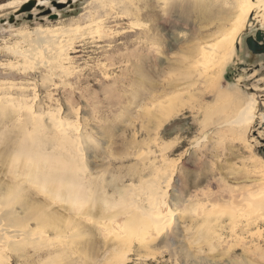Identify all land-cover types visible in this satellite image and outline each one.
Here are the masks:
<instances>
[{
  "label": "rangeland",
  "instance_id": "374dc122",
  "mask_svg": "<svg viewBox=\"0 0 264 264\" xmlns=\"http://www.w3.org/2000/svg\"><path fill=\"white\" fill-rule=\"evenodd\" d=\"M20 1L0 0V98L8 84L24 89L9 95L18 109L0 113V188L23 185L25 192L15 207L25 220L34 213L42 221L27 220L37 234L6 251V264H264V218L250 202L251 207L245 202L235 208L220 202L204 214L198 203L184 201L189 194L210 192V204L215 205L217 197L230 191L238 194L260 184L264 189V58L250 57L244 46L248 33L264 28L263 13L249 18L234 51H226L228 62L218 84L211 86L218 72H204L212 70L214 52H200L233 29L238 0H48L17 15L25 4ZM61 28L80 30L64 38L68 57L61 60L39 52L35 36L27 39L38 29ZM178 33L186 40L174 41ZM19 49L38 52V61L15 55ZM185 76L189 79L176 91L162 95L164 85ZM180 95V113L173 111L158 124L167 101ZM237 99L258 105L256 121L246 133L242 126L231 127ZM221 104L224 109L218 108ZM47 113L79 137V161L89 168L80 175L91 183L90 195L107 196L119 205L135 201L148 213L154 212L149 197L162 196L158 209L172 214L167 229L156 235L127 226L136 210L125 214V202L117 206L123 214L112 227L111 209L77 213L68 201L28 184L25 167L33 163L16 165L13 157L30 135L34 141L50 142L48 120L38 118ZM30 114L43 122L27 121ZM40 124L48 131L46 137L35 135ZM47 164L36 171L46 170Z\"/></svg>",
  "mask_w": 264,
  "mask_h": 264
},
{
  "label": "bare ground",
  "instance_id": "6f19581e",
  "mask_svg": "<svg viewBox=\"0 0 264 264\" xmlns=\"http://www.w3.org/2000/svg\"><path fill=\"white\" fill-rule=\"evenodd\" d=\"M32 1H34L35 3L37 2L36 6H38V7H41V6H44L45 4H48V0H21L19 3L27 4V3L32 2ZM52 1H54V0H52ZM62 2H64V0ZM54 3H56V2H54ZM236 4L238 5L237 6L238 13H237L236 20L234 22L233 29H231V31L228 33L227 37L223 38L215 46L205 47L202 49V52H200L202 54H205V53L209 54L211 52H214V57H213L214 58V65H212V66L210 65L213 68L210 72L209 71L204 72L205 75L207 74L206 76H209L208 73H211L214 69H216V72H218L216 74V76L213 78V81H211V86H214V85L216 86L218 84V81H219L218 74H219L220 70L223 69V67L228 62V59H226V56H225L226 51H227V49H231L232 51H234L235 43H237L236 39H237L238 35L241 33V31L244 29V27L246 26V23L248 22L249 18L255 12L256 13L261 12V13H263V15L261 16V19H262V22H264V0H238L236 2ZM256 13H255V15H256ZM93 28H94V26H93ZM79 31L80 30H78L76 28L75 29H63V28H61V29H54V30L38 29L34 33L28 34L27 39H31L32 36H35L36 39L34 38L33 42H35L36 44L39 45L40 50H41L39 52L42 53V51H43L45 54H47L48 58L61 60V59H64L66 56L68 57L67 52H68V45L69 44L67 43V46H66L65 43L67 40L65 41L64 38H71L75 32H79ZM62 39H64V41ZM184 40H186L185 34H183V33H178L176 35L174 34V41L182 42ZM26 41H28V40H26ZM32 45L33 44H31V46ZM31 49H33V47ZM23 50L19 49L18 53H15V55L18 54L23 59H26V58L31 59L32 57L33 58L35 57L34 56L35 54H38V52H34V55H33L32 51H31V53H32L31 54L30 51H27V50L23 51ZM15 51H17V50H15ZM13 52H14V50H13ZM40 56H44V55H40ZM205 56H206V54H205ZM36 57H35V59L37 60ZM40 58H42V57H40ZM201 60H204V59H197L196 61L203 62ZM196 61L194 63H197ZM55 62L56 61H54L53 63H55ZM57 62H58V60H57ZM39 64L40 63H38V65ZM59 64H60V62H59ZM58 65H57V67H58ZM31 67H29V68L31 69ZM198 68H199V66H198ZM20 70H21V68H20ZM185 77H187V76H185ZM187 79H189V77L182 79L180 81H171V82L167 83L166 85H164L162 87V89H163L162 95L166 92L173 93L180 86V82L185 81ZM4 90H6V95H5V97L2 96L3 98H0V113L1 112H9V111H11L12 107H17L18 105L17 106L15 105L16 102H14L15 104L13 103V101L9 95H10V93H12V91H17V90L22 91L24 89H20L17 85H14V84H8L4 87ZM0 92H2V91H0ZM17 93H19V92H17ZM18 97L19 96H17V99H18ZM218 97H219L218 100L220 101L222 99L221 95H218ZM150 99H152V98H150ZM182 99H183V96L180 95L178 97L170 98L167 101L168 104L163 107V112H162L161 116L159 117V120H158L159 123L158 124H161V123L165 122L166 120H168L171 117L170 115L173 111H178L177 114L180 113L178 108L183 107ZM22 101H23V99H22ZM18 102H21V101H18ZM242 102H243V99H242ZM242 102H241V100H238V99L233 101L234 108L236 109V114H234L232 116L230 121H231V127L236 126V125L242 126L244 128L243 129L244 133H246V132L251 130V128L253 126L252 124L256 121L255 115L257 113L258 105H257L256 101H250L247 104L245 103L246 105ZM216 103H217V101H216ZM17 104H19V103H17ZM223 106H225V105L221 104L218 108L222 107L224 109ZM27 107H29V106H27ZM17 109H18V107H17ZM13 112H15V111H13ZM11 113L12 112H10V114ZM33 114H30V116L27 115L29 117L27 119V121H32V122L35 121V124L43 122V121H40L38 119L36 120V116H34ZM27 116H26V118H27ZM38 118L39 119L43 118L45 120H48V122L46 124H49L51 129H52V132H51L52 137L49 140L50 142L48 143L47 141H44V140L34 141V138H36V137L30 135L31 139L23 140L21 142L25 147H21V143H20L18 148H17V151L15 152V155L13 157V162H14L13 164H16V165H17V163H20L21 161L22 162L27 161V162L33 163L32 168L28 169V167L27 168L25 167V169L27 170L26 175L28 177V178L26 177L28 180H25V181H27L28 184H30V183H31V185L37 184V186L39 185V189H40L39 191L49 192L51 194L50 196H53L54 198H57V199L63 200V201H68L69 204L71 205L72 209L73 210L76 209L77 213H81V212L83 213V212H86L87 210H95V209H97L96 212L100 211L103 213L105 209H107V208L111 209L112 212L108 215V216H110V221H111V224H109V226L114 224L115 221H117V219H119V216L121 214H123V213H121V210L123 211L122 208H121V210H117L116 208H117V206H120L122 203L124 205V202H125L126 207H124L125 211H123V212H126L125 214H129V213L133 212L134 209L136 210L133 212L134 213L133 216H130L129 219H127V222H126L127 226H128V224H129V226H131V225L137 226V227L140 226L146 231L151 230L156 235H160L161 233H163V231H165L167 229V226L169 224L168 222H169V219L171 218L172 214L170 215L169 213L168 214L166 213V215H165L163 212H161L162 210L160 211L158 209V206L162 202V200H161L163 198L162 196H159L156 194V195H151L152 196L151 198L149 197L148 201H149L150 205L153 206L154 212L148 213V212L144 211L143 208H141L140 206L134 205L133 203H135V201L130 202L131 200L130 201L128 200L130 202V203H128L127 201L124 200L125 199L124 197H123L124 199L122 197L120 199L121 201L124 200V202H121L119 205V204H117V203H119L118 201H117V203H111V201H109L106 198L107 196L106 197H104V195L103 196H100V195L92 196L93 193L90 195L88 193V190H89L88 187H91V185H90L91 183H89V184L85 183L83 181L81 175H80L81 172H83V173L85 172L86 168L87 169H89V168H88V166L87 167L82 166V164L79 161V155H80L79 154L80 153V150H79L80 146H79V141H78L79 137L78 138L75 137L70 130L64 129L63 127H66L65 126L66 123L64 121L59 120L58 116L47 113L44 116H38ZM228 122L229 121L225 122V124H227ZM24 124H25V122H24ZM26 126H27V124H26ZM37 126L39 128L35 132V135L37 136V133H38L40 136L46 137L48 135V131L45 128L44 124H40ZM48 146L51 147V151L53 154H51V152H48V149H47ZM20 147L24 148V150L21 151ZM57 147H61V149H58ZM49 162H50V164H47L48 165V167L46 169L47 171L44 169L46 172L42 173V171H44L43 169H42V171L39 170L41 173L36 171L37 169H39L38 167L43 168L44 163H49ZM23 166H25V164ZM27 166H28V164H27ZM84 167H86V168H84ZM84 174H86V173H84ZM263 177H264V175H263ZM145 183H147V182H145ZM146 186L147 185H145L144 188H146ZM24 189H25V187H23V185H20V184L10 185V186L5 187V189L0 188V264H6V262L8 261V258H7L8 254H6V251H10V250L13 251L14 250L13 245H15L21 241L25 242L30 236L37 234L33 228L28 226L29 222H27V220L28 221H35L38 223H40L42 221V216H40L41 214L36 215L33 213L27 220H25L23 217L20 216V212H18L17 208L15 207V202L18 201L17 199H19V197L25 192ZM100 191L103 192V190H100ZM229 193L231 195H224L222 197H217L218 202H216L215 205L210 204V201L212 198V194L210 192H206V193H202V194L201 193L195 194L194 196H190L191 194H189L188 196L185 197L184 201L185 202H196V203H198L199 206L203 209L204 214H210L212 209L215 206L219 205L220 202H223L224 205L228 206L229 208L239 207L238 205H240L241 203H243L245 205V202L248 203L246 207H248V206L251 207L249 205V202H250L254 208H257V212L259 213V216L261 218H264V189L262 188L261 184L255 190H245V191L238 193V194L233 193L231 191ZM134 194H135V192H134ZM235 196H237V198H235ZM132 199H134V196L132 197ZM90 200H93V202L91 205H88L86 208L85 206L87 205V202H90ZM235 200H236V202H238V204L235 203ZM137 202H139V201H137ZM241 205H240V207H241ZM34 212H36V211H34ZM87 212H89V211H87ZM245 213H246V211H245ZM252 213H253V210H252ZM90 215L91 214H89V216ZM45 216H46V214H45ZM92 216H94V215H92ZM244 216H245V214H244ZM94 217L97 218L96 216H94ZM94 217H92V218H94ZM81 219H82V217H81ZM83 220H84V218H83ZM98 220L100 221L101 219H98ZM103 220L104 219H102V221ZM91 222H92V220H91ZM98 222H96V223H98ZM104 222L105 221H103L102 223H104ZM108 222H109V220H108ZM100 223H99V225H100ZM105 227L107 228V226H105ZM112 227H113V225H112ZM114 228H111L108 230H113ZM127 228L130 229V227H127ZM101 229H103V228H101ZM137 230H135V231H137ZM117 231H119V230H117ZM121 231L122 230L120 229V232ZM120 232H118V233H120ZM133 234H135V233H133ZM126 237H128V236L126 235ZM131 237L133 238V236H131ZM37 238H38V236H37ZM54 238H56V237H54ZM89 238H91V236ZM128 238H126V239H128ZM64 241H65V239H64ZM105 245H107V244H105ZM20 247H21V244H20Z\"/></svg>",
  "mask_w": 264,
  "mask_h": 264
},
{
  "label": "flooded vegetation",
  "instance_id": "af4514ba",
  "mask_svg": "<svg viewBox=\"0 0 264 264\" xmlns=\"http://www.w3.org/2000/svg\"><path fill=\"white\" fill-rule=\"evenodd\" d=\"M250 18L255 19L254 15ZM244 46L250 57L264 58V28L260 26L254 33H248L245 37Z\"/></svg>",
  "mask_w": 264,
  "mask_h": 264
},
{
  "label": "water",
  "instance_id": "95a60500",
  "mask_svg": "<svg viewBox=\"0 0 264 264\" xmlns=\"http://www.w3.org/2000/svg\"><path fill=\"white\" fill-rule=\"evenodd\" d=\"M35 4L36 3L34 1H32V2H29V3L25 4V5H23V7L21 8V10H19V12L17 13V15L30 12L34 8ZM56 7H58V9H60L61 8V5L56 6ZM14 18L15 17L12 16L11 19L9 20V23H13L14 22ZM55 18H57V17L55 16L54 19Z\"/></svg>",
  "mask_w": 264,
  "mask_h": 264
}]
</instances>
